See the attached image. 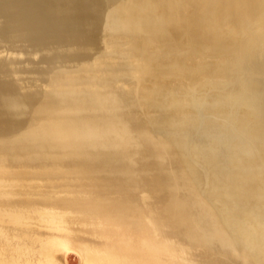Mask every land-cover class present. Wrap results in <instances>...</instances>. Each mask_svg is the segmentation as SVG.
<instances>
[{"label": "rangeland", "instance_id": "obj_1", "mask_svg": "<svg viewBox=\"0 0 264 264\" xmlns=\"http://www.w3.org/2000/svg\"><path fill=\"white\" fill-rule=\"evenodd\" d=\"M15 50H0V62L13 64L7 66L8 78L22 93L38 89L48 95L57 86L54 81L64 80L60 68L46 82L40 80L34 69L43 67L39 60L46 52L32 53L21 45ZM98 56L93 52L86 65L71 64L74 72L64 74L65 79L89 80ZM188 63L199 67L194 87L160 77L167 84L136 88L138 115L123 117L97 149L26 153L12 162L1 156V140L8 144L13 134L0 136V264H233L230 252L196 249L159 225L156 216L134 214L147 210L154 215L151 210L157 209L146 196L148 189H138L148 176L174 185L180 173H189L204 196L207 179L238 181L246 191L261 182L235 171L262 163L264 51L209 52ZM243 149L252 155H242ZM158 185L160 191H175ZM65 243L79 248L82 258L77 250L61 247Z\"/></svg>", "mask_w": 264, "mask_h": 264}, {"label": "water", "instance_id": "obj_2", "mask_svg": "<svg viewBox=\"0 0 264 264\" xmlns=\"http://www.w3.org/2000/svg\"><path fill=\"white\" fill-rule=\"evenodd\" d=\"M166 1L163 0L161 4L162 1L159 3L157 0H0V41L9 47L21 45L36 48L38 51L42 49L38 47H43L60 50L63 53L59 45L64 43L63 41L73 40L81 50L84 45L95 44L97 35L104 30L112 39H105L109 46L108 53H117L118 51H115L117 47L126 43L127 54H133L137 58L133 62L131 59L135 68L133 75L141 72L142 76L131 80L135 84L133 91L131 88L113 86L111 74H105L97 87L84 88L76 85L78 88H75L74 92L77 98L87 104L83 107L86 112L77 115L86 119V123L83 124L85 130L82 132L86 138L78 145L81 147L79 150L66 148L61 150L62 152L82 154L97 149L103 135L114 132L123 117L137 116L136 88H143L149 83L167 84L165 80L161 82L160 77L166 80L186 81L194 87L198 80L194 73L199 67L188 62L204 56L207 44L216 43L212 48L215 49V53L222 56L225 52L239 55L251 49L264 51L262 31H256V35L246 38L243 36L238 42L230 40L229 44L217 43L212 37L207 35L205 37L202 31H198L197 34L187 33L186 36L174 35L167 25V19L173 18L171 16L173 13H169L168 8L164 7ZM181 2L185 4L183 15L192 16L196 21L202 11V5H199L198 0ZM123 9L130 12L128 18L133 27L138 23L144 25L142 33L135 31L134 28H126L127 21L123 18L125 14H120ZM48 12L57 14L55 26L54 20H48L50 15ZM60 20L64 25L65 23L70 25L63 28ZM95 22L98 23L99 30L96 28L92 30ZM120 26L122 30L118 28ZM63 29L66 32H63ZM119 35H124L127 39ZM60 57H63V54ZM51 58L41 56L39 63L43 64V67L34 69L39 73L42 82H46L47 76L57 69L51 66L53 65ZM48 63L49 68L45 70ZM142 63L147 66L145 70H141L145 66L141 67ZM8 75L9 70L5 62H0L1 137H9L35 123L37 126L42 124L35 115L39 113L43 97H48L53 92L52 90L45 95L35 89L22 93L19 85L13 79H9ZM54 83L62 84L61 81ZM28 154L34 156L39 152L37 149L28 150ZM241 154L250 156L252 152L243 149ZM235 174L240 177L251 174L258 177L261 182L252 187L251 191H246L238 181L214 183L207 179L202 185L205 188L204 196L200 188L197 189L191 181L189 173H180L174 185H167L148 176L138 185V189H148L149 193H146V196L154 199L157 209L151 211H155L154 216L158 224L167 227L171 234L175 233V237L186 238L188 240L186 242L194 244L196 249L226 250L233 256V264H264V154L262 163L239 168ZM157 183L175 188V191L168 193L160 191L158 190L160 185ZM106 195L119 197L112 193ZM146 212L147 210H143L142 215L146 219L148 216L149 219L150 213L147 215ZM176 241L181 244L180 248L184 247V242L179 239ZM183 254L190 256L189 253Z\"/></svg>", "mask_w": 264, "mask_h": 264}, {"label": "crops", "instance_id": "obj_3", "mask_svg": "<svg viewBox=\"0 0 264 264\" xmlns=\"http://www.w3.org/2000/svg\"><path fill=\"white\" fill-rule=\"evenodd\" d=\"M157 1H159V3L162 1L163 3V0L161 1L157 0ZM200 1L198 0V3L199 5H202L203 8L201 9L202 11L198 15L199 17L197 18L196 21L195 18L192 16L185 17L183 15L185 10L184 9L185 4H183L181 0L178 1L167 0L165 2L164 7L168 8L169 13L170 12L173 13L171 14L173 18L167 19L168 20L167 25L169 27L167 28L171 30V33H173L176 36H182V35L186 36L187 33L197 34L198 31L199 32L202 31L203 34H205V37L207 35L215 39L217 43L220 42L224 44H229L230 40L234 42H238L243 38V36L246 38V36L248 37L250 35H256L255 34L256 31H262L264 33V0H205V1L200 0ZM48 14H50L48 20L49 19L54 21L58 20L57 18L58 16L56 13L48 12ZM120 14L121 15L125 14L123 18H125V20L127 21V23L124 22L126 24V28L128 29L134 28L135 31L142 33L144 25L138 23L136 25L134 24L133 27V25L130 23V20L128 18L130 16L129 11L123 9L121 10ZM56 23L57 22L55 21V24L53 26H55ZM60 23L62 24V27L64 26L63 28H66V26L70 25L69 23H65L64 25V23H62L61 20ZM97 24H98L97 22L93 24L92 30L95 28L96 30H99V26H97ZM138 25H142V26L136 28V26ZM118 28L121 29V26ZM250 30L252 31L254 30L253 33ZM63 32H66V30L63 29ZM114 37L117 38V36ZM119 37L127 39V37L124 35H119ZM105 39L112 40L111 36L109 37V35H107L103 30L102 33H99L97 35V38L95 39V44L84 45V47L80 48L81 50L78 49L77 46L78 44H76L75 41L73 40L63 41L64 43L59 45L63 53L60 50L56 51L53 49L52 51L51 49L50 51V49L48 48L44 49L43 47H38V48H42L41 49L42 52L43 51L47 52L46 54H44V56L52 57L53 60L51 59L50 60L53 62V65L51 66L57 69L62 68L61 70L63 71L61 73L64 72V74L74 72L71 66V64L73 63L76 64L84 63V65H86L87 60L94 58L92 57L93 52H95L96 55L99 56L95 60L96 61L95 75L94 74L93 76L91 75L92 77L89 80L81 79L79 81H72L69 80L71 78L65 79L64 74L63 77L62 75L59 76L60 78L62 77V79H64L62 81L61 79H58L59 81L62 82V84L57 85V88H54L53 92L50 93L48 97H43L44 99L43 102L41 103L39 113L35 115V118L37 120H41L42 124H40L39 126H37L36 123L32 124L31 126L28 127V129L22 132H16L15 134L12 135L11 138L16 140L18 146H20V144L25 146L24 150L26 153H28V150L34 151L37 149L39 154L42 155V154L51 153L53 150L61 151L66 148L79 150L81 148L78 147V145L81 143V141H83L84 138H86L83 136L82 133L85 130V128H83V124L86 123V119L82 117H77V115L78 113L84 111L83 107L87 104H85L84 102H82V100H79L76 97V93L74 92V89L78 88L76 85H80V87H84V88L89 86L97 87V85H99L100 83L101 78L104 77L105 74H111L110 76L113 79L112 81L113 86H115L116 88L119 86L127 87V88L132 87L131 90L132 91L134 90L133 87L135 84H133L134 82H132L131 80H135L134 79L135 76L133 75V73H135V68H133L131 59L133 62L137 58L133 54L130 55L129 53L127 54L128 49L124 48L127 47L126 43H123L121 44V46L117 47V49L115 50L116 52L118 51L117 53H108L109 46L107 40ZM87 42L88 41H85V43ZM214 44L216 43H209L206 45L205 56L209 52H214L215 49L212 48ZM4 47L7 49V51H12L13 53H15L16 51L15 48L9 47L0 41V50L3 51ZM27 49L32 53L40 52L36 48L33 49L27 47ZM64 49H66V51ZM57 53L58 55L60 54L59 55L60 59L58 58ZM62 54L63 57H60ZM227 54L228 52H225L223 55H227ZM113 62L114 63L117 62V65H115ZM8 64L13 65L10 62H6L5 66L7 67ZM46 68H49V63L47 66H45L44 69L46 70ZM205 78H209V76L208 77L205 76ZM215 78L219 79L218 76L214 77V79ZM53 84L55 85V83ZM62 85L63 86L66 85V86L63 87ZM74 86L76 87L74 88ZM62 92H65V94H63ZM66 92L67 93L71 92V93L66 94ZM135 104L137 105V103ZM83 120H85V122ZM148 214L149 213H147V215ZM149 217H150L149 219H155L154 215L149 214Z\"/></svg>", "mask_w": 264, "mask_h": 264}, {"label": "bare ground", "instance_id": "obj_4", "mask_svg": "<svg viewBox=\"0 0 264 264\" xmlns=\"http://www.w3.org/2000/svg\"><path fill=\"white\" fill-rule=\"evenodd\" d=\"M172 1V0H171ZM178 1V0H177ZM168 3V2H167ZM163 4V3H162ZM165 6V5H164ZM172 6H173V4H172ZM171 6V7H172ZM175 9V8H174ZM177 9V8H176ZM183 12V11H182ZM171 13V12H170ZM172 16V15H171ZM183 16V15H182ZM175 17V16H174ZM173 20V19H172ZM199 24V23H198ZM64 27V26H63ZM36 51V50H35ZM50 51H51V49H50ZM52 51H53V49H52ZM57 51V50H56ZM13 53V52H12ZM34 53V52H33ZM47 53V52H46ZM55 54V53H54ZM54 57H56V56H54ZM58 58H59V55H58ZM52 59V58H51ZM60 59V58H59ZM54 61H55V59H54ZM62 61V60H61ZM7 62V61H6ZM6 62H5V65H6ZM57 64V63H56ZM131 65V64H130ZM59 67V66H58ZM130 67V66H129ZM62 69V68H61ZM64 69V68H63ZM69 71H70V69H69ZM130 72H132V71H130ZM62 74H64V72L62 73ZM130 75V74H129ZM62 77H63V75H62ZM61 77V78H62ZM135 78V77H134ZM130 79H131V77H130ZM133 79V78H132ZM116 84V83H115ZM68 85V84H67ZM72 85V84H71ZM74 85V84H73ZM66 86V85H65ZM64 86V87H65ZM117 86H118V84H117ZM73 88V87H72ZM75 88V87H74ZM131 89H132V87H131ZM133 89H134V87H133ZM71 93V92H70ZM74 94V93H73ZM77 97V96H76ZM76 102V101H75ZM78 102V101H77ZM77 104V103H76ZM79 104H80V102H79ZM81 106V105H80ZM77 107H78V105H77ZM82 107V106H81ZM77 111V110H76ZM84 112V111H83ZM132 134V133H131ZM126 136V135H125ZM2 138H4V137H2ZM6 140H8V141H10L8 144H6V142H4L3 141V139L1 140L2 142V144H1V147H2V150L3 151H1V156L2 157H5L6 159H8V160H10V161H12V162H16V161H20V160H23L24 158H25V154H26V152H25V146H23V145H21L20 144V146H18L17 144V142H16V140L15 139H12V138H7ZM118 145V144H117ZM121 147V146H120ZM20 156H22V158L23 159H21V157ZM24 163V162H23ZM7 164H10V162H8L7 161ZM6 164V165H7ZM11 165V164H10ZM5 166V165H4ZM3 169H4V167H3ZM5 169H6V167H5ZM140 183V182H139ZM114 184H115V182H114ZM25 185V184H24ZM47 188V187H46ZM48 193V192H47ZM120 193V192H119ZM113 194V193H112ZM124 205V204H123ZM62 211V210H61ZM65 211V210H64ZM53 212H56V211H53ZM66 212V211H65ZM69 212V211H68ZM71 212V211H70ZM82 212V211H81ZM80 212V213H81ZM62 213V212H61ZM83 213V212H82ZM126 213V212H125ZM71 214V213H70ZM73 214V213H72ZM88 214V213H87ZM111 214V213H110ZM119 214V213H118ZM134 214L137 216V218H143V215H142V212H140L139 214H138V211L136 212V210L134 211ZM94 215V214H93ZM121 215V214H120ZM112 216V215H111ZM122 219V218H121ZM126 219H129V218H127L126 217ZM40 220H42L41 218L39 219V221ZM80 220H81V218H80ZM45 221V220H44ZM68 221V220H67ZM118 221V220H117ZM121 221V220H120ZM124 223V222H123ZM143 223V222H142ZM42 224H44V223H42ZM48 225V224H47ZM125 225V224H124ZM54 229V228H53ZM59 231H60V229H59ZM54 236H56V235H54ZM41 237H42V235H41ZM44 237V236H43ZM57 240V239H56ZM44 241V240H43ZM69 242V241H68ZM57 244V243H56ZM33 245V244H32ZM65 246H62L61 245V247H65L66 249L67 248H72V249H74V250H77L78 251V249H76L75 247H73L72 245H69V244H64ZM38 246V245H37ZM58 246H60V245H58ZM85 248V247H84ZM33 249V248H32ZM70 251V250H69ZM2 252V251H1ZM0 252V253H1ZM56 252V251H55ZM4 253V252H3ZM67 253V252H66ZM78 253L80 254V256H81V258H82V253L80 252V251H78ZM47 254V253H46ZM77 254V253H76ZM43 255V254H42ZM78 255V254H77ZM3 258V257H2ZM41 259H42V257H40ZM45 258V257H44ZM66 259V258H65ZM84 259V258H83ZM28 260V259H27ZM52 260V259H51ZM55 260V259H54ZM6 261H8V260H6ZM29 261V260H28ZM40 260H38V261H36V262H39ZM66 261V260H65ZM84 261V260H83ZM82 261V264H84V262ZM4 262V261H3ZM27 262V261H26ZM25 262V263H26ZM28 263V262H27ZM30 263V262H29ZM28 263V264H29ZM67 263V262H66ZM54 264H55V262H54Z\"/></svg>", "mask_w": 264, "mask_h": 264}]
</instances>
